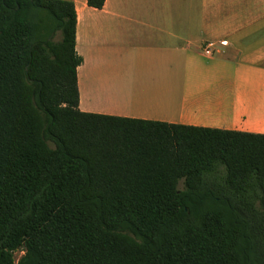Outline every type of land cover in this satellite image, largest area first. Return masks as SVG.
Masks as SVG:
<instances>
[{
    "label": "trees",
    "instance_id": "trees-1",
    "mask_svg": "<svg viewBox=\"0 0 264 264\" xmlns=\"http://www.w3.org/2000/svg\"><path fill=\"white\" fill-rule=\"evenodd\" d=\"M76 33L0 0V264H264V135L82 112Z\"/></svg>",
    "mask_w": 264,
    "mask_h": 264
},
{
    "label": "crops",
    "instance_id": "crops-1",
    "mask_svg": "<svg viewBox=\"0 0 264 264\" xmlns=\"http://www.w3.org/2000/svg\"><path fill=\"white\" fill-rule=\"evenodd\" d=\"M73 1L82 112L264 135V0Z\"/></svg>",
    "mask_w": 264,
    "mask_h": 264
},
{
    "label": "rangeland",
    "instance_id": "rangeland-1",
    "mask_svg": "<svg viewBox=\"0 0 264 264\" xmlns=\"http://www.w3.org/2000/svg\"><path fill=\"white\" fill-rule=\"evenodd\" d=\"M60 38H61L60 37V33H57L56 36H55V38H54V41H59ZM23 255H24V251H18V252H16V254H15V260H16V262H18Z\"/></svg>",
    "mask_w": 264,
    "mask_h": 264
},
{
    "label": "built area",
    "instance_id": "built-area-1",
    "mask_svg": "<svg viewBox=\"0 0 264 264\" xmlns=\"http://www.w3.org/2000/svg\"><path fill=\"white\" fill-rule=\"evenodd\" d=\"M222 44L223 45H227V42L226 41H223L222 42ZM214 48V45L213 44H209V45H207L205 48H204V52H205V54H207V55H211V49H213Z\"/></svg>",
    "mask_w": 264,
    "mask_h": 264
}]
</instances>
